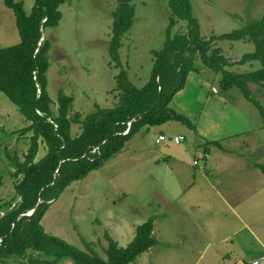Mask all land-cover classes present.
Wrapping results in <instances>:
<instances>
[{"label": "rangeland", "instance_id": "1", "mask_svg": "<svg viewBox=\"0 0 264 264\" xmlns=\"http://www.w3.org/2000/svg\"><path fill=\"white\" fill-rule=\"evenodd\" d=\"M21 1L24 11L29 12L33 0ZM189 1L191 14L203 37L239 27L247 20L258 18L264 10V0ZM130 2L133 6L132 21L119 38L118 64L110 59L107 52L110 10L116 0H63L58 4L60 18L57 23L42 29V36L49 41L45 88L53 114L56 113L58 89L71 96L67 116L76 113L78 118H83L94 110L95 105L110 107L116 103L118 92L114 86V75L120 68L125 70L127 78L135 86H141L147 80L151 51L162 44L170 11L167 0ZM185 30L186 20L181 18L176 19L171 27L172 32ZM18 40L12 11L0 0V45L13 44ZM212 42L230 61L253 48L252 42L245 39H217ZM194 62L197 70L191 73L197 76L198 81L193 82V77H189L181 103L186 101L189 110L195 113L199 109L195 98L203 101L207 96L203 122L206 126H202V118L198 119L197 125L209 135L218 133L215 122L220 129L225 127L236 132L221 140L227 148L231 146L232 151L223 152L208 142L212 138L195 133L177 120L141 128L118 153L82 178L71 181L49 203L40 218L46 232L82 250L90 248L104 258L105 233L118 245L124 246L133 235L135 226L151 215V232L156 243L135 256L130 264H209V258L212 264H234L238 261L249 264L253 257L258 264H264V258H258L260 254L264 255V174L259 168L249 166L251 162L264 164V120L235 86L227 89L219 86V72L207 68L198 58ZM257 67V60L226 66L234 72ZM248 87L264 106V79L260 83L248 82ZM170 105L178 108L172 102ZM182 108L180 110L188 112V115L179 112L189 118L190 111ZM27 123L15 104L0 92V212L18 199L13 190L17 177L12 175L9 158L14 155L18 159L23 158L30 131L18 130ZM79 130V123L71 121L69 134L73 136ZM159 132L163 137L155 140ZM174 134L182 135V138L175 142L172 140ZM203 148L208 149L206 159L201 157ZM44 152V143L39 138L34 159ZM193 158L197 159L196 163L192 162ZM212 162H217L225 170L216 165L210 173ZM192 175H202L206 182L221 177L225 182L231 181L217 186L219 189L227 188L222 196L231 201L244 224L230 209L221 212L219 207L224 202L217 195H208L204 207L197 208L182 202L181 190L192 180ZM233 192L235 195L231 194ZM184 206L189 213L181 209ZM214 246L219 252L228 250L229 261H220L215 256ZM37 256L50 259L48 255H37L27 250L22 257L6 258V263L43 264L42 261H31ZM70 262V257L63 256L56 263Z\"/></svg>", "mask_w": 264, "mask_h": 264}, {"label": "trees", "instance_id": "2", "mask_svg": "<svg viewBox=\"0 0 264 264\" xmlns=\"http://www.w3.org/2000/svg\"><path fill=\"white\" fill-rule=\"evenodd\" d=\"M62 1L33 0L26 13L21 0H3L12 11L19 40L0 45V92L28 121L18 131L29 130L30 135L23 158L18 159L15 155L9 158L12 175L17 177L13 190L18 199L0 212V264H7L6 258L24 256L27 250L50 256V259L32 257L33 263L63 264L56 262L60 257L68 256L71 258L68 264H127L156 243L151 232V215L135 226L133 235L124 246L105 233L107 244L102 258L90 248L82 250L46 232L40 223L43 212L65 186L103 164L140 126L172 119L194 128L193 122L169 102L183 87L188 72L197 70L194 62L197 58L207 68L219 72L218 83L222 89L235 86L264 120V106L248 87V82L260 83L264 79V10L258 18L247 20L239 27L203 37L191 14L190 1L167 0L170 16L161 46L151 51L147 80L141 86H135L120 68L114 75L118 92L116 103L110 107L95 105L94 110L78 118L76 113L67 116L71 96L60 89L56 92V113L53 114L45 88L49 41L42 36V29L57 23L60 18L58 4ZM132 14L130 0H116L110 10L107 52L117 64L119 38L131 24ZM178 18L186 20L184 32L171 31ZM217 39H245L252 42L253 48L230 61L219 46L213 45L212 41ZM251 60H257L259 67L242 72L226 68L233 63ZM71 121L80 125L79 132L73 136L69 134ZM39 138L44 143L45 152L34 159ZM208 142L220 145L217 139ZM253 165L264 174V164L253 162ZM234 264L246 263L238 261Z\"/></svg>", "mask_w": 264, "mask_h": 264}, {"label": "crops", "instance_id": "3", "mask_svg": "<svg viewBox=\"0 0 264 264\" xmlns=\"http://www.w3.org/2000/svg\"><path fill=\"white\" fill-rule=\"evenodd\" d=\"M190 76H192L193 77V82H197L198 80H197V76L196 75H193L192 73H191V71H189L188 72V74H187V76H186V80H185V83H184V85H183V87L181 88V89H179V90H177L174 94H173V96H172V98H171V100H170V102H172V103H174V105L176 106V107H178V108H174L173 106V108L175 109V110H177V111H182V110H180V109H183L182 107H185V109H187L188 111H190L189 110V108H188V105H187V103H186V101L182 104L181 103V96H183L184 95V92H185V89H186V84H187V81L189 80V77ZM197 94V93H196ZM207 96H205L204 97V99H203V101H199L198 100V98H195V101L197 102V103H199V109H197V112L199 113L198 115H200L199 117H198V115H195L197 112H195V113H192L191 111H190V116H189V118H190V120L193 122V124H194V128H191L195 133L197 132V133H201V134H204V135H207L208 137H210V138H212V139H217L218 141H219V148L223 151V152H230V151H232V147L230 146V148H227L226 146H224L222 143H221V140H223V139H226V138H230L229 136H231L232 134H234V133H236V132H231V130H227V128H225V127H223V129H220V127H219V124L217 123V122H215V124H216V126H215V129L218 131V133L216 134V135H209V134H206V133H204L203 131H202V129L197 125V121H198V119H201L202 118V126H206L203 122H204V117H205V111L204 110H206L205 109V107H206V105H207V98H206ZM176 98H178L177 100H175ZM170 102H169V104H170ZM203 104H205V105H203ZM184 105V106H183ZM182 112H184V111H182ZM186 115H188V112H184ZM196 116V117H195ZM194 117V118H193ZM163 124V122L162 123H160V124H153V125H162ZM214 124V125H215ZM148 126H150V125H142V126H140L139 127V131H140V129L141 128H143V129H146ZM136 131L132 136H134L137 132H139V131ZM158 134H162V133H158ZM158 134H157V136H158ZM174 135H176V134H174ZM131 136V137H132ZM182 136V135H181ZM131 137L128 139V140H126L125 141V144H123V146L121 147V149L122 148H124L125 147V145L126 144H128L129 143V140L131 139ZM217 137V138H216ZM157 139H159V138H155V140H157ZM161 139V138H160ZM173 140V139H172ZM175 142H177V141H175ZM217 146V145H216ZM120 149V150H121ZM119 150V151H120ZM201 151H202V155H201V157L202 158H204V159H206V155H207V153H208V149L206 148V149H201ZM116 153H118V152H116ZM115 153V154H116ZM114 155V154H113ZM237 157H238V154L236 155ZM236 157V158H237ZM236 158H230V159H232V161L233 160H237ZM243 158V157H242ZM244 160H245V162H247V160L245 159V158H243ZM156 161H158V159L156 160ZM192 162L193 163H196L197 162V159H195V158H193L192 159ZM243 163V166L245 167L246 166V164L242 161L241 162V164ZM248 163V162H247ZM226 164L227 165H229V163L228 162H226ZM240 164V163H239ZM250 165V168H253V167H256V166H254L253 165V163L251 162V163H249ZM170 165V164H169ZM208 165V164H207ZM216 165H219V167L222 169V167L223 166H221L220 164H218L217 162H212L211 163V166L209 167L210 169H211V171L209 170V172L210 173H212L213 171H214V167L216 166ZM233 169L235 170L236 168H234L233 167ZM222 170H225V168H223ZM199 171H201V170H199ZM243 171V168L241 169V171L240 172H242ZM202 172V171H201ZM199 174V173H198ZM198 178V179H197ZM208 180V179H207ZM208 182V181H207ZM204 179H203V176L202 175H192V180H189V183H187V185H185V187L181 190V193H182V195H181V197H180V200L182 201V202H186V204L187 205H193V206H196L197 208H199V207H204L205 206V204H206V197L208 196V195H210V196H213V195H217L224 203H222L221 204V207H219L220 209H221V212H223L224 213V211L227 209V211H228V209H230L234 214H235V216H236V219H239L241 222H242V218H241V216L236 212V210L232 207V205H231V201L230 200H226L223 196H222V192H223V190H227V188H222V189H219L218 188V186L217 185H227V184H230V182H225L224 181V179L221 177V178H219V179H216V180H214V181H209L208 183L212 186L211 188H209V184L207 183ZM246 185V184H245ZM244 185V186H245ZM233 185L231 184V187H232ZM245 189V188H244ZM230 190H232V189H229L228 191H230ZM232 195H235V193L233 192V193H231ZM176 197H174V199H175ZM176 202V201H175ZM209 205V204H208ZM207 205V206H208ZM178 208H180V207H178ZM187 207L186 206H184V208L182 207L181 209H183L185 212H187V213H189V211L186 209ZM209 209V208H208ZM242 224H244L243 222H242ZM153 226V225H152ZM198 226H200L199 224H198ZM262 245H264V244H262ZM214 253H215V256L218 258V259H220V261H222V260H227V261H229L228 259L231 257L229 254H228V250H225V251H221V252H219L217 249H216V247L214 246ZM258 258H260V259H263L264 258V255L263 254H260L259 256H258ZM251 260H256L257 262L255 263V264H258V260L255 258V257H253V258H251L250 259V261ZM236 261V260H235ZM234 261V262H235ZM249 261V262H250ZM223 262V261H222ZM208 263L209 264H212V259L211 258H209L208 259ZM127 264H130V262L129 263H127ZM217 264H219V262H217Z\"/></svg>", "mask_w": 264, "mask_h": 264}, {"label": "built area", "instance_id": "4", "mask_svg": "<svg viewBox=\"0 0 264 264\" xmlns=\"http://www.w3.org/2000/svg\"><path fill=\"white\" fill-rule=\"evenodd\" d=\"M163 137V135L162 134H158V136H157V138H162ZM182 138V136L181 135H173L172 136V139H173V141H179L180 139ZM257 261L256 260H251L250 262H249V264H255Z\"/></svg>", "mask_w": 264, "mask_h": 264}]
</instances>
